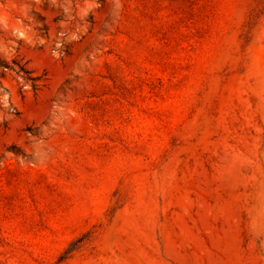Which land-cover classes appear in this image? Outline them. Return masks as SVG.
Instances as JSON below:
<instances>
[{
  "label": "rangeland",
  "instance_id": "1",
  "mask_svg": "<svg viewBox=\"0 0 264 264\" xmlns=\"http://www.w3.org/2000/svg\"><path fill=\"white\" fill-rule=\"evenodd\" d=\"M0 264H264V0H0Z\"/></svg>",
  "mask_w": 264,
  "mask_h": 264
}]
</instances>
